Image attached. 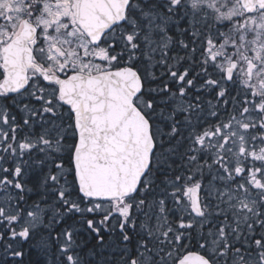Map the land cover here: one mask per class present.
<instances>
[{"label":"snow or ice","instance_id":"1","mask_svg":"<svg viewBox=\"0 0 264 264\" xmlns=\"http://www.w3.org/2000/svg\"><path fill=\"white\" fill-rule=\"evenodd\" d=\"M0 264H264V0H0Z\"/></svg>","mask_w":264,"mask_h":264}]
</instances>
